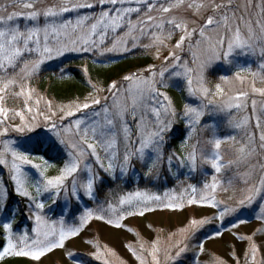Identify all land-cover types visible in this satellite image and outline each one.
I'll return each instance as SVG.
<instances>
[{
  "label": "snow or ice",
  "instance_id": "obj_1",
  "mask_svg": "<svg viewBox=\"0 0 264 264\" xmlns=\"http://www.w3.org/2000/svg\"><path fill=\"white\" fill-rule=\"evenodd\" d=\"M41 2L11 0L0 6V13H4L0 15V138L8 137L10 128L22 136L35 133L27 136L22 144L14 138L0 141V166L8 169V181L0 177V211L7 206L10 181L12 192L27 201L29 218L34 221L31 228L34 235L29 236L25 231L15 241L13 225L19 209L13 210L10 218L0 223L7 239V246L0 251V259L13 255L38 261L47 253L64 248L66 241L78 237L93 220L120 229L126 227L123 221L129 217L198 205L217 209L216 219L223 221L237 211L227 201L217 199L218 190L227 192L233 186V178L227 181L221 178L222 171L231 167H236L240 182L247 185L245 195L238 200V204L246 206L257 198L264 200V130L260 131L258 140L253 132L247 140L241 141L236 160L227 163L222 162L224 157L220 151L226 142L224 138L217 137L213 132L209 139L203 141V145L209 146L206 148L199 136V132L211 130L203 118L213 115L212 109H241L244 105L240 101L247 95L239 93L225 105L216 104L218 98H223L225 90L219 83L214 90L208 87L207 70L221 57L228 62L235 49L245 55H255L259 50V55L264 57V20L245 21L243 16L237 17L234 0H221L219 3L217 0H96V3L91 0H55L40 8L37 5ZM106 4L111 7L105 9ZM97 7L101 9L97 16L79 15L82 9ZM10 8L20 10L10 12ZM73 12L78 14L76 19H67L66 14ZM176 12L183 14L178 16L174 14ZM261 13L264 15V6ZM89 21L92 23L89 24ZM120 29L124 31L113 37L111 46L102 48L109 31L115 34ZM219 29L224 30L223 35L219 34ZM209 31H217L215 43L207 35ZM193 37L199 39L194 40ZM144 38L149 42L143 44V48L155 50L154 57L160 60V67L150 65L143 70L144 74L135 72L125 75L122 80L126 83L118 85L114 81L107 89L97 88L89 80L97 94L101 91L110 94V97H104V104H101L98 95L89 93L83 101L54 106L52 101L44 100L32 87V81L37 78L42 66L67 52L99 51L100 55L127 52L130 50L129 40L131 47L137 48ZM202 43H207L205 51L209 55L197 63L198 57L192 49L199 48ZM225 46L226 50L221 51ZM185 48L192 54V60L182 58L180 53ZM165 51L166 55L163 54ZM259 67L264 69V63ZM236 78H240V72L236 73ZM220 79L227 83L226 77L221 76ZM172 80L183 81L184 91L190 98L180 111L171 97L161 91L175 86L169 84ZM253 92L264 96V89L253 87ZM109 98L110 104L107 103ZM42 100L44 110L40 107ZM9 102L22 106L10 107ZM88 109L93 110L89 113ZM252 110L255 114V100L252 101ZM57 117L60 123H57ZM73 117L75 119H70ZM255 119V128L260 129L261 117L256 116ZM180 122L186 129L181 133L182 148L187 147L188 151L179 155L174 151L166 153L170 139L168 134L177 130ZM248 123L249 118L245 117L234 127L244 128ZM227 139L235 141L236 138L230 136ZM58 146L62 147L65 162L58 175L49 177L46 171L52 165L36 154L42 149L59 150ZM37 158L41 163H33V159ZM253 160L255 164H251ZM137 163L143 169L140 179L149 182L160 180L165 175L177 177L174 164L179 168L187 167L189 179L203 165H209L213 172H201L204 180L200 188L188 185L185 191L190 189L191 195L187 198L183 194L170 195L167 191L161 196L137 190L119 195L115 202L106 198L102 203L97 187L98 182L103 180L101 172L110 180H123L129 177L130 172L136 175ZM240 165L245 166V172H239ZM25 166L35 169L38 175L30 174ZM257 166L260 176L252 183ZM62 192L66 198L70 193L78 201L87 197L96 203V208L86 207L78 222L71 225H66L63 219L58 221L59 227L49 224L42 215L46 203L41 197L47 195V199L55 204ZM260 211L264 214V204ZM259 218L264 219V215ZM209 222L208 219H191L184 228L171 233L163 242V247L158 234L151 241L141 240L139 251L131 245L127 246L128 251L139 264H161V253L166 264H177L189 250L196 231ZM148 227L151 229V225ZM220 235L222 232L217 230L215 236ZM209 238L213 237L210 235ZM236 239L249 242L243 259L245 264H255L259 249L252 237L237 236ZM88 243L95 249L91 254L93 259L110 264L106 257L115 253L102 249L99 243ZM196 248L198 252L193 257L194 264H198L199 255L204 252L203 242L198 243ZM68 255L71 257L74 254L68 252ZM233 260L235 264H240L239 257L233 255ZM214 264L226 262L216 258Z\"/></svg>",
  "mask_w": 264,
  "mask_h": 264
},
{
  "label": "rangeland",
  "instance_id": "obj_2",
  "mask_svg": "<svg viewBox=\"0 0 264 264\" xmlns=\"http://www.w3.org/2000/svg\"><path fill=\"white\" fill-rule=\"evenodd\" d=\"M11 0H0V6H3L7 3H10ZM55 0H42L37 6L40 8L46 7ZM91 2L96 3V0H91ZM199 2V0H198ZM221 2V0H217ZM226 2V0H225ZM234 5L237 8V17L243 16L244 20L249 19L264 20V15L261 13V7L264 6V0H234ZM110 5H104L105 9L110 8ZM20 9L10 8L9 11H19ZM100 8L95 9H82L80 10L79 15H93L97 16L100 12ZM4 13H0L3 15ZM155 14V13H154ZM175 15H181L182 12H176ZM77 13H67V19L75 20ZM135 19V15H133ZM92 21H89V24ZM198 27V25H197ZM241 29L243 25L241 24ZM124 30L120 29L117 33H112L109 31L108 37L106 38L105 44L101 46L102 48L110 47L113 42L114 36H119ZM219 34L223 35L224 30L219 29ZM208 36L212 38V42L215 43L218 38L217 31H209ZM194 40L199 39V37H193ZM148 39L144 38L140 41V47L132 48L131 40L128 41L129 51H119V52H105L104 55H100L99 51L94 52H67L64 56L51 61L46 62L41 71L48 69V71H57L55 76H58L60 79H65L71 76V71L69 66L62 64L63 59L72 58L79 63H84L85 61L91 62L97 66L107 68L112 76L111 80L108 82L107 86L102 87L101 89H107V87L112 82H117L118 85L123 82L122 78L125 75H129L135 72H140L144 74V69L150 65H156L157 68L160 67V60L155 59L154 49L146 50L143 48V44L148 43ZM175 41L173 40L172 43ZM207 48V43H202L199 48H193L192 52L195 53V56L198 57L197 63H200L207 58L209 53L205 51ZM226 46L221 51H225ZM166 55V51L163 53ZM182 58L185 60H192V54L188 51L187 48L180 53ZM148 59V60H145ZM61 62V63H60ZM60 63V64H59ZM264 63V57L259 55V50H257L255 55H245L242 54L239 49H235L229 61L225 62L223 57L221 59L213 62L212 67H210L206 72V79L208 87L214 90L217 83L221 84V87L225 90V94L222 99H217L216 104L225 105L227 104L232 97H235L239 93H246V97L242 98L240 101L244 107L241 109L232 108L228 110L212 109L213 115L205 116L203 119L211 126V130L199 132V136L203 141L209 139L213 132L217 137L224 138L226 142L222 144L221 153L224 157L223 163H227L229 160L235 161L238 152L237 148L240 146L241 141L247 140L248 135L255 132L256 138L260 131L264 130V96H260L259 92H253V87L256 89H264V69H261L259 65ZM59 64V65H58ZM63 69V71H61ZM77 69V68H76ZM40 71V72H41ZM240 72V78H236V73ZM40 74V73H39ZM226 77L227 83L223 82L220 77ZM170 86L166 89H161L165 91L167 95L171 97L178 111L182 110L185 103L190 102V98L187 96L186 91L183 88V81L172 80L169 81ZM100 88V87H97ZM93 95H98L101 99V104L105 103L104 97L109 96L110 94L106 91H101L98 94L92 89ZM39 96L44 97V100L48 98L37 91ZM88 96V95H87ZM84 99V98H83ZM81 99L80 101H83ZM256 101V111L253 114L252 110V101ZM235 103L236 101H232ZM107 103H111V98L108 99ZM10 107H21L19 103L13 104L9 102ZM40 107L42 110L45 109L44 101H41ZM99 108V106H95ZM93 109H88L90 113ZM82 115V114H78ZM261 117V128L256 129L255 117ZM245 117L249 118V123L244 128H236L235 124L242 121ZM75 119V117L70 118ZM57 123H60L58 117L56 118ZM18 122V119H17ZM67 123V121H65ZM173 133H169L170 139L165 148L166 153L176 152L179 154H186L188 148H182L181 139L178 140L177 145L172 146L173 138L179 137L181 133L185 132V126L183 122H180ZM38 131H40L38 129ZM35 135V133H26L23 136L19 133L9 130V136L0 138V141L8 138H14L18 140L21 144L24 142L27 136ZM50 135V134H49ZM230 136H235V141L228 140ZM204 147H209L203 145ZM190 147V146H189ZM2 148V144H0ZM59 150H40V154L37 156H42L44 159H47L52 165L46 171V175L49 177H54L59 174L60 169L63 167L65 162V154L62 150V147L58 146ZM45 151L51 153L52 158H47L44 154ZM103 155V153H101ZM32 158V157H30ZM33 163H41L40 159H33ZM256 161H251V164H255ZM249 165V168L251 166ZM30 174L38 175L35 172V169H31L30 166H25ZM136 175L133 176L132 172L129 173V177L123 180L113 181L108 179L107 175L101 172L103 177L102 182H98L97 187L99 189L98 196L100 201L103 203L104 200L110 199L115 202V198L119 195H125L128 193L135 192L137 190L144 191L147 190L150 194H156L151 192L150 188L155 186L157 182H161L162 186L159 187V190L168 188V179L171 183L173 181L177 182L174 185V189L169 191L171 195H181L183 194L185 198L191 195L190 189L186 192L185 189L188 188V185H195L198 189L200 188L204 176L201 175V172L212 173L213 170L209 165H203L202 168L196 173L189 176L187 167L179 168L178 165L174 164L173 170L177 172V177L171 176H162L160 180H153L147 189L139 188L138 184L142 181L144 183L149 182L147 180L140 179V176L143 174V169L140 164L135 165ZM246 171L244 165L239 166V172L243 173ZM119 176V172H117ZM260 176L259 166L256 168V174L252 176V183H255ZM0 177L5 180V177L8 179V169L0 166ZM182 177V181H179V178ZM221 178L224 181H227L229 178H233V186L229 188L227 192L219 191L217 192V199L227 201L230 206L237 208V211L231 215H228L224 218L223 221L216 219L218 215V210L208 207H200L198 205L186 206L183 210L177 211H156L152 213H146L145 216L139 217H129L123 223L126 225L125 228L116 229L109 225L104 224L101 221L93 220L90 224L84 229V231L75 238H72L65 243V247L62 249L53 250L50 253H47L45 256L41 257L38 261L32 260L28 257H18L26 260L29 264H102V261H98L92 258V252L95 249L92 247L88 241L93 243H99L101 248H107L111 253L115 255H108L106 258L110 261V264H139V261L128 251L127 246L131 245L139 251L141 240L151 241L156 238L159 234L162 241L161 247H163V242L165 239L173 232H178L179 229L184 228L191 219H208L210 222L206 223L203 227L196 231L195 238L191 241L190 248L185 252L177 264H194L193 257L197 254L198 249L196 245L200 242L204 244V252L199 255L198 264H214L216 258L222 259L226 264H235L233 260V255L240 258V264H245L243 256L249 247V242L247 240L238 241L237 236L243 237H252L257 248L259 249L256 254L255 264H264V219L259 218L261 215L260 208L264 204V200L257 198L253 203L246 206H240L238 200L245 195V189L247 185H244L240 182V177L237 175L236 167H231L222 171ZM10 182V181H9ZM139 182V183H138ZM192 182V183H189ZM70 183V181H69ZM185 184L186 188H177ZM164 192L161 193L163 196ZM160 195V194H158ZM83 196V193H81ZM15 201L10 209L7 210V206L3 211H0V223L5 222L10 218L13 210L19 209L15 215V222L13 225L14 229V241L18 238L23 232L27 231L29 236L34 234L31 232V228L34 227L33 219L29 218V214L26 208L27 201H25V210L24 214H21L19 202L23 198L16 196L14 194ZM229 197H233L232 200H229ZM41 199L46 203V207L42 213L45 219L49 224H56L59 227L58 221L63 219L66 225H71L75 222H78V217L85 210L86 207L95 209L96 203L94 201L88 200L87 197H83L81 200H77L75 197H72L70 193L65 197V194L62 192L60 197L57 198L55 204L51 200L47 199V195L41 197ZM243 220L244 223H240ZM236 224L233 227V224ZM151 225V229H149ZM229 229L225 231L224 229ZM128 229H131L129 231ZM217 230L222 232V235L215 236ZM0 238L3 240V244L0 248V251L3 250V247L7 246L6 234L3 233V229L0 228ZM213 238H209V236ZM68 252H72L74 255L69 257ZM9 257H16L13 255H6L3 259ZM161 264H166L163 253H161ZM0 259V262L3 260ZM103 259V258H102ZM150 259V258H149Z\"/></svg>",
  "mask_w": 264,
  "mask_h": 264
},
{
  "label": "trees",
  "instance_id": "obj_3",
  "mask_svg": "<svg viewBox=\"0 0 264 264\" xmlns=\"http://www.w3.org/2000/svg\"><path fill=\"white\" fill-rule=\"evenodd\" d=\"M148 60V59H145ZM61 63V62H60ZM59 63V64H60ZM58 64V65H59ZM62 64L65 66H69L72 77H67L65 79H60L58 76H55L56 70L48 71V69H44L40 72L36 79L32 81V87H34L41 94H44L48 100L52 101L54 106L69 104L76 100H81L85 98L89 93L93 94L92 87L88 83L89 80L92 81L93 84H96L97 87H105L108 82L111 80L112 76L107 68L97 66L91 62L85 61L84 63H79L72 58L63 59ZM77 68V69H76ZM85 69L87 72H85ZM181 139V135L179 137L173 138L172 146H176L178 140ZM41 151L38 152L40 154ZM44 154L47 158H52L51 153L49 151H45ZM5 181L8 179L5 177ZM179 181H182V177L179 178ZM171 183L170 179H168V188L159 190V187L162 186L161 182H157V184L151 187L150 191L156 194H160L162 192H169L174 189V185L177 183L173 181ZM139 183V182H138ZM192 183V182H189ZM151 182H140L138 184L139 188L147 189ZM193 184V183H192ZM161 185V186H160ZM186 188V185L183 184L177 188ZM9 196L7 200V210L11 208L13 202L15 201L14 193L12 192L11 182L8 183ZM171 195V194H170ZM25 201L21 200L19 203L21 214H24L25 210ZM1 234V233H0ZM3 244V240L0 238V248ZM0 264H29L26 260L18 258V257H9L7 259H3Z\"/></svg>",
  "mask_w": 264,
  "mask_h": 264
}]
</instances>
